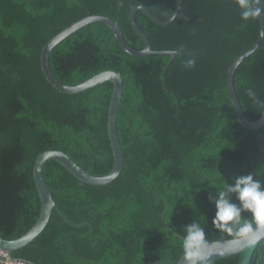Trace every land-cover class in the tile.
I'll list each match as a JSON object with an SVG mask.
<instances>
[{"label":"trees","instance_id":"16d2710c","mask_svg":"<svg viewBox=\"0 0 264 264\" xmlns=\"http://www.w3.org/2000/svg\"><path fill=\"white\" fill-rule=\"evenodd\" d=\"M179 0H0V236L15 239L41 213L33 168L39 154L61 150L92 175L108 174L114 155L108 113L114 84L78 93L55 88L41 67L44 45L90 15L119 23L127 42L143 49L130 21L134 5L168 20ZM168 25L143 10L136 20L153 50L170 55L136 57L113 31L95 22L77 30L50 53L63 83L77 85L113 70L124 88L117 128L124 153L120 175L106 185L80 181L55 159L43 175L56 205L44 231L12 255L29 264H175L184 227L194 219L210 241L233 239L212 225L209 193L249 173L264 178V125L244 127L228 97L231 64L260 33V19L243 21L234 0H182ZM183 49V51H181ZM194 53L196 65L183 61ZM243 112L264 113V41L234 76ZM251 89L255 97H249ZM209 264H264V238Z\"/></svg>","mask_w":264,"mask_h":264},{"label":"water","instance_id":"95a60500","mask_svg":"<svg viewBox=\"0 0 264 264\" xmlns=\"http://www.w3.org/2000/svg\"><path fill=\"white\" fill-rule=\"evenodd\" d=\"M143 10L149 17H151L155 22L160 25H168L174 19H172L173 14L175 16L183 9L182 7V0H179L177 6L168 20H162L159 18L157 14H155L150 8L143 5L142 7H138V5H134L130 11V21L134 29L140 35V37L144 41V48L137 49L131 46L125 36L124 33L119 25L118 22L113 20L108 16L103 15H90L80 19L77 22H74L63 31L55 35L52 39H50L42 48L41 52V67L42 70L47 78V80L58 90L66 93H78L84 91L86 89L92 88L98 84H101L105 81H112L114 84L112 98L109 107L108 113V133L109 138L111 141L113 155H114V166L113 169L106 175L103 176H96L92 175L83 169L71 156L61 150H47L42 152L36 158L34 168H33V175L35 179V183L40 195L41 199V213L39 216L38 221L35 225L28 230L22 236L15 238V239H5L0 236V249L6 252L7 255L0 256V259L3 261H19L18 259L14 258L12 253L20 248L25 247L26 245L30 244L34 241L45 229L47 226L53 208L56 205L55 199L53 198L52 192L46 182V179L43 175V165L49 159H55L59 163H61L70 173H72L76 178L80 181L92 184V185H106L111 183L115 180L121 173L124 165V153H123V146L120 141V137L118 134L117 128V117L118 111L123 95V88L124 82L122 75L119 72L113 70H106L100 72L93 77L85 80L84 82L77 84V85H68L61 82L53 73L50 67V53L51 51L64 39L68 36L76 32L77 30L81 29L82 27L95 23L101 22L106 24L114 33L115 37L117 38L120 46L122 49L127 52L128 54L136 57H144L150 54H162V55H170L171 58L165 69L163 71V78L164 83H166V72L169 68L170 64L172 63L173 59L177 55V51L174 50H153L151 47L150 40L144 30L140 27L136 20V11ZM260 19V33L256 40V42L242 55L235 59V61L231 64L228 69L227 74V89H228V97L231 101L234 110L236 112L237 118L239 122L246 128L249 129H258L264 125V113L260 119L256 121H252L247 118L245 113L243 112L242 105L239 101V98L236 93L235 85H234V76L238 66L245 61L251 54H253L259 46L264 41V14L259 18ZM264 237H261L257 240L252 239H245V240H234V239H223V240H216L212 241V252L213 254L209 257V261L227 257L230 255H234L239 253L243 250H246L257 243H259ZM175 264H187L184 260L183 256L175 263Z\"/></svg>","mask_w":264,"mask_h":264},{"label":"clouds","instance_id":"9594fccd","mask_svg":"<svg viewBox=\"0 0 264 264\" xmlns=\"http://www.w3.org/2000/svg\"><path fill=\"white\" fill-rule=\"evenodd\" d=\"M234 3L243 21H254L264 14V0H234ZM142 6L138 4V7ZM175 18L174 13L172 19ZM186 55L183 67L194 68L195 54ZM247 94L255 97L251 89ZM208 199L216 208L212 225L220 233H226L234 240H257L264 237V178L258 173L235 177L234 182L226 183L223 190L209 193ZM183 231L185 235L181 238V246L187 264H209L213 242L206 236V227L194 219Z\"/></svg>","mask_w":264,"mask_h":264},{"label":"built area","instance_id":"2783aa9c","mask_svg":"<svg viewBox=\"0 0 264 264\" xmlns=\"http://www.w3.org/2000/svg\"><path fill=\"white\" fill-rule=\"evenodd\" d=\"M2 255H7L6 254V252H4V251H2L1 249H0V256H2ZM0 263H4V264H29V263H27V262H25V261H22V260H19V261H3V260H1L0 259Z\"/></svg>","mask_w":264,"mask_h":264},{"label":"crops","instance_id":"0c3cea01","mask_svg":"<svg viewBox=\"0 0 264 264\" xmlns=\"http://www.w3.org/2000/svg\"><path fill=\"white\" fill-rule=\"evenodd\" d=\"M0 264H4V263H0Z\"/></svg>","mask_w":264,"mask_h":264}]
</instances>
